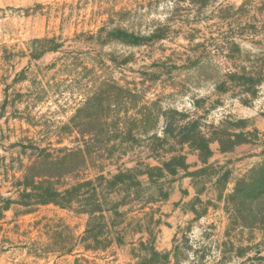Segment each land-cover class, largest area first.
Listing matches in <instances>:
<instances>
[{"label":"rangeland","instance_id":"rangeland-1","mask_svg":"<svg viewBox=\"0 0 264 264\" xmlns=\"http://www.w3.org/2000/svg\"><path fill=\"white\" fill-rule=\"evenodd\" d=\"M0 264H264V0H0Z\"/></svg>","mask_w":264,"mask_h":264},{"label":"trees","instance_id":"trees-1","mask_svg":"<svg viewBox=\"0 0 264 264\" xmlns=\"http://www.w3.org/2000/svg\"><path fill=\"white\" fill-rule=\"evenodd\" d=\"M48 42H52L53 45L50 46H43L41 45L42 43H44L45 41ZM34 41L38 44L37 47H33L32 49V53L34 54H43L45 52L48 51H55L58 48V43L55 42V38H41V39H34ZM166 131V130H165ZM73 152V151H72ZM75 155H79L81 156V151L77 150V152H73ZM36 163V162H35ZM34 161H32L30 164L34 165L35 164ZM38 163V161H37ZM45 176H39L36 175L34 176L32 179L34 181L32 182H37L38 184H34L33 183V188L35 189H40L41 190V186L40 183L42 182H46L49 183L50 188L46 191V190H41V192L38 193V199H37V204H46V203H53L55 205H59L61 207H67V208H72V202L74 199L72 198H76L78 196H80V187H84V186H91L93 185V181L92 180H84V181H78L77 183L71 185V186H63V187H56L55 186V182H51L50 179H45ZM136 174L133 170V168H128L122 171H118L117 173L110 175L108 178L107 177H103L102 175L99 177L100 179L104 180L105 183L107 184H121V185H129V184H139V182L136 180ZM127 183V184H126ZM37 185V186H36ZM96 190H93V196H96L95 194ZM68 197L70 198V200L68 199ZM83 212H86L88 214H92L90 209H83ZM99 212V217L101 215L102 217V209L98 210ZM90 220V217H89ZM88 232V230H87Z\"/></svg>","mask_w":264,"mask_h":264}]
</instances>
